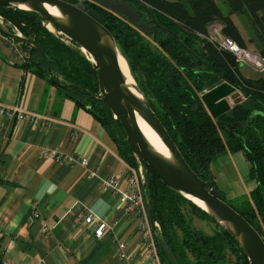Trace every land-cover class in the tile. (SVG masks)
<instances>
[{"label":"trees","instance_id":"16d2710c","mask_svg":"<svg viewBox=\"0 0 264 264\" xmlns=\"http://www.w3.org/2000/svg\"><path fill=\"white\" fill-rule=\"evenodd\" d=\"M137 1L131 3V7L142 9L147 5L167 32L163 36L164 46L157 31L148 35L100 3L102 11H97L120 36V51L140 89L202 179L213 181L211 164L221 155L236 151L246 154L251 165L250 177L256 181V187L235 203L226 201L264 239V71L249 69L235 54L220 50L209 38L210 27L219 24L224 36L246 48L245 39L232 18L233 13H241L250 20L258 37L259 53L264 57V0H222L227 12L218 0ZM0 14L11 29L18 27L44 52L17 39L23 46H29L31 56L30 62L24 61L22 66L90 110L116 141L123 160L129 167L137 168L138 159L129 147L126 132L107 103L84 91L54 85L50 79L48 65L59 82L75 84L94 93L99 91L96 72L79 45L68 44L54 34L44 25L49 22L37 12L0 6ZM145 37L151 38L152 42ZM156 42L158 45L154 48ZM224 80L237 86L246 101L215 119L199 108L201 95ZM247 102L252 105L248 107ZM146 170L147 187H143V195L151 205L155 222L160 225L157 236L170 246L179 264H230L231 250L236 264H250L233 237L202 207L169 188L151 168ZM214 186L219 189L215 182ZM196 217L211 221L215 233L207 235L199 230L194 224ZM159 255L162 264H173L164 251ZM0 264H10L4 260L1 251Z\"/></svg>","mask_w":264,"mask_h":264},{"label":"crops","instance_id":"0c3cea01","mask_svg":"<svg viewBox=\"0 0 264 264\" xmlns=\"http://www.w3.org/2000/svg\"><path fill=\"white\" fill-rule=\"evenodd\" d=\"M2 32V31H1ZM17 42L0 33V102L19 105L33 117L0 115V251L10 264H162L147 250L140 220L128 213L119 192L127 187L129 165L103 123L47 80L26 70L15 55ZM21 56V55H20ZM263 72V71H262ZM30 115V114H29ZM85 157L86 164L57 162L44 150ZM243 151L211 164L213 181L228 200L256 187ZM89 212L112 225L96 235ZM38 213V215H37ZM47 228V231H45ZM120 243L129 259L122 258Z\"/></svg>","mask_w":264,"mask_h":264},{"label":"water","instance_id":"95a60500","mask_svg":"<svg viewBox=\"0 0 264 264\" xmlns=\"http://www.w3.org/2000/svg\"><path fill=\"white\" fill-rule=\"evenodd\" d=\"M94 1L121 17L127 18L145 33H151L147 31L148 26L137 23L144 12L153 17L151 20L155 23L153 29L161 28V25L155 20V15L147 5L142 6L143 11H136L131 7V3L139 2L137 0ZM0 6L37 12L62 35L80 46L96 72L99 91L94 93L75 84L59 82L54 77L51 66L48 65L50 79L54 85L84 91L107 103L114 117L121 122L127 135L129 147L145 170L144 188L147 187L146 168H151L172 190L182 193L193 202V198L202 201L205 207L199 206L233 237L248 257L250 264H264V239L261 234L226 201L222 192L214 186L213 181L202 179L194 171L151 107L145 92L140 89L136 81L134 84L128 83V78L119 65L120 57H125L119 48L120 36L104 16L91 9L89 4L79 0H0ZM48 6L55 8L57 14L52 13ZM0 27V30L12 39L24 41L44 54L36 42L25 37L22 33L8 32L2 28L1 23ZM160 35V41L164 46L163 31H160ZM133 89L140 96L133 92ZM201 100L202 103L199 108L208 111L213 118L219 119L223 114L229 112L233 106L242 103L244 96L237 86L224 80L213 88L205 90L201 95ZM137 115L145 119L160 136L169 150V156L159 152L150 143L139 126ZM228 127L236 128L238 126ZM145 208L155 236L158 252L164 251L173 264H179L170 246L157 236L153 211L146 196Z\"/></svg>","mask_w":264,"mask_h":264},{"label":"built area","instance_id":"2783aa9c","mask_svg":"<svg viewBox=\"0 0 264 264\" xmlns=\"http://www.w3.org/2000/svg\"><path fill=\"white\" fill-rule=\"evenodd\" d=\"M17 31V33H22L20 30ZM58 33L61 34L59 31ZM209 38L216 43L220 50L229 51L235 54L237 60L244 65L254 69V71H264V57L258 52L241 47L231 37L224 36L222 34L221 26L216 28L215 31H212ZM0 115L18 120H23L27 117H33L32 113H28L19 105H7L2 102H0ZM43 152L45 157H52L57 162L68 161L79 162L82 164L87 163V159L85 157L66 156L61 154L60 150L58 149L52 151L44 150ZM144 175L145 170L143 169V166L139 164L137 168H129L127 173V187L125 190L119 191V179L117 177H109L105 179L104 184L120 193L121 199L125 202L128 213L137 215L140 220V227L144 240L146 241L147 250L150 255L158 261V249L155 243V236L151 229L145 208V196L143 195ZM84 221L87 224H97L96 235L99 237L105 233L112 232L114 229L112 225L103 222L92 212H89L84 216ZM155 225L158 231L160 229V225L157 222H155ZM45 231H47V228H45ZM119 252L122 258L129 259L130 256L125 252L124 243H120ZM37 264H43V262L41 261Z\"/></svg>","mask_w":264,"mask_h":264},{"label":"rangeland","instance_id":"374dc122","mask_svg":"<svg viewBox=\"0 0 264 264\" xmlns=\"http://www.w3.org/2000/svg\"><path fill=\"white\" fill-rule=\"evenodd\" d=\"M218 3L219 5L223 8V10L225 12H227V7H226V4L222 1V0H218ZM232 18L234 20V22L236 23V25L239 27L240 29V32L242 33L244 39H245V42H246V48L251 50V51H255V52H260L259 51V48H258V37L257 35L255 34V32L253 31V28H252V25L250 24V20H248L243 14L241 13H233L232 14ZM0 23H1V26L3 29H5L6 31H9L11 33H17L19 30L18 27H13L12 29L10 28V24L5 22L2 15L0 14ZM44 25L48 26L49 24L47 22H44ZM51 27V26H50ZM220 27L219 24H214L210 27V33L212 31H215L216 28ZM49 28V27H48ZM53 30H54V34L60 36L66 43L68 44H74L71 40H69L68 38H66L64 35H61L58 33V30L52 25ZM0 33H3L1 32L0 30ZM5 34V33H3ZM210 36V35H209ZM145 39H147V41H150L152 42V39L149 38V37H145ZM163 41H164V38H163ZM17 42V49H18V52H16L17 50H14V46H13V50H14V53L16 56H18L20 58V60L22 61L23 58H25V61H27L28 63L30 62L31 60V56L29 55V52H28V47L29 46H23V44L21 42ZM76 45V44H74ZM157 42L153 44V47L154 48H157ZM25 47V48H24ZM74 47H77V46H74ZM80 47V46H79ZM81 49V48H80ZM83 52V51H82ZM21 55V56H20ZM130 67V66H129ZM249 69H252V68H249ZM254 70V69H252ZM131 71V69H130ZM132 74V77L135 79V81L137 82L135 76L133 75V73L131 72ZM244 96V94H243ZM246 101V98L244 96V101L242 103H244ZM248 105V107H250L252 104L249 102L246 103ZM228 200V198H227ZM232 203H235L236 200H230ZM195 226L199 229V230H202L204 233H206L207 235H213L215 233V230L212 226V222L209 221V220H205V219H198L197 217L195 218ZM160 230V229H159ZM158 230V231H159ZM220 230V228H218V231ZM231 252H233V250H231ZM229 253L231 254L230 255V264H236V259H235V256L232 254V253Z\"/></svg>","mask_w":264,"mask_h":264},{"label":"bare ground","instance_id":"6f19581e","mask_svg":"<svg viewBox=\"0 0 264 264\" xmlns=\"http://www.w3.org/2000/svg\"><path fill=\"white\" fill-rule=\"evenodd\" d=\"M22 7H25V6H22ZM48 8L52 13L57 14V10L55 8H51L50 6H48ZM50 26L52 27L51 24H49L47 27H49V29L51 31H54L53 28H51ZM119 65H120L123 73L127 76L128 83L134 84L135 80L132 77L128 61L125 59V57H122V56L120 57ZM133 92H135L137 95L140 96V94L135 89H133ZM137 119H138V123H139L141 130L143 131V133L145 134L147 139L150 141V143L155 147V149H157L159 152L163 153L164 155L169 156L170 155L169 150L167 149V147L165 146V144L161 140L160 136L151 127V125L139 115H137ZM138 163L141 164L139 161H138ZM193 200L197 205H201V206L205 207V205L202 201H200L196 198H193Z\"/></svg>","mask_w":264,"mask_h":264},{"label":"flooded vegetation","instance_id":"af4514ba","mask_svg":"<svg viewBox=\"0 0 264 264\" xmlns=\"http://www.w3.org/2000/svg\"><path fill=\"white\" fill-rule=\"evenodd\" d=\"M79 1L80 2H83V3L89 4L91 6V9H93L95 12H98L97 10H101L102 11V8L98 5V2L97 1H94V0H79ZM132 8L134 10H136V11H143V8L140 9L139 6H134ZM152 19H153V17L151 15H149V14H147V13L144 12L142 14V16L139 18V20L137 21V23L138 24H145L146 26H148V30L147 31L151 32L149 34L147 33L148 35H152L156 31L160 34V31H163V36L165 37V35L167 34V32L165 31V29L162 26H161V28L153 29L155 23L154 22H151ZM155 20H156V18H155Z\"/></svg>","mask_w":264,"mask_h":264}]
</instances>
